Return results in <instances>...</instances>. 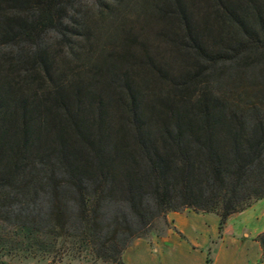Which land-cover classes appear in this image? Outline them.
<instances>
[{
  "label": "trees",
  "instance_id": "16d2710c",
  "mask_svg": "<svg viewBox=\"0 0 264 264\" xmlns=\"http://www.w3.org/2000/svg\"><path fill=\"white\" fill-rule=\"evenodd\" d=\"M263 199L264 0H0V264Z\"/></svg>",
  "mask_w": 264,
  "mask_h": 264
},
{
  "label": "rangeland",
  "instance_id": "374dc122",
  "mask_svg": "<svg viewBox=\"0 0 264 264\" xmlns=\"http://www.w3.org/2000/svg\"><path fill=\"white\" fill-rule=\"evenodd\" d=\"M186 211L189 210L183 212ZM168 215L166 218L169 229L166 230L164 236L160 238L150 236L148 239L136 240L123 253L122 264H157L158 249L162 239L166 238L169 232L177 233L173 222L170 218L168 220ZM206 215L203 221H201L202 218H195L197 224L201 222L204 224V232L193 230L191 236V240L197 244L204 240L205 246L203 248L192 247V250H201L205 259L206 257L211 259V264H262L256 237L264 231V199L254 203L244 212L230 216L220 236L217 232L218 218L212 214ZM180 238L183 240L182 236ZM3 260L11 264H111L92 261L88 258L78 259L71 255L62 256V259L56 263L47 257L27 258L22 255L6 257Z\"/></svg>",
  "mask_w": 264,
  "mask_h": 264
},
{
  "label": "crops",
  "instance_id": "0c3cea01",
  "mask_svg": "<svg viewBox=\"0 0 264 264\" xmlns=\"http://www.w3.org/2000/svg\"><path fill=\"white\" fill-rule=\"evenodd\" d=\"M205 216L207 215H197L191 211L170 213L168 220L170 218L173 222L178 234L169 232V235L162 239L158 249L157 264H206L204 253L201 250L191 249L205 246L204 240L199 241L198 244L191 240L193 230L204 232V224L202 222L197 224L195 218H202L203 221Z\"/></svg>",
  "mask_w": 264,
  "mask_h": 264
}]
</instances>
